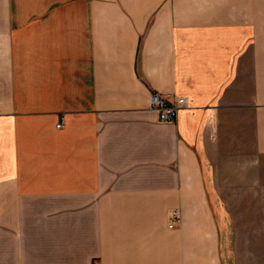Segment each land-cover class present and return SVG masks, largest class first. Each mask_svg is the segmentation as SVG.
<instances>
[{
	"label": "crops",
	"instance_id": "0c3cea01",
	"mask_svg": "<svg viewBox=\"0 0 264 264\" xmlns=\"http://www.w3.org/2000/svg\"><path fill=\"white\" fill-rule=\"evenodd\" d=\"M248 132L264 157V0H0V264H230Z\"/></svg>",
	"mask_w": 264,
	"mask_h": 264
},
{
	"label": "rangeland",
	"instance_id": "374dc122",
	"mask_svg": "<svg viewBox=\"0 0 264 264\" xmlns=\"http://www.w3.org/2000/svg\"><path fill=\"white\" fill-rule=\"evenodd\" d=\"M251 144L248 132L245 157L232 149L223 160L227 173L219 176L231 218L230 264H264V157L258 159Z\"/></svg>",
	"mask_w": 264,
	"mask_h": 264
},
{
	"label": "built area",
	"instance_id": "2783aa9c",
	"mask_svg": "<svg viewBox=\"0 0 264 264\" xmlns=\"http://www.w3.org/2000/svg\"><path fill=\"white\" fill-rule=\"evenodd\" d=\"M187 105L186 97L178 96L173 92L152 91L149 96V106L158 114V120L161 123H168L175 121L177 114L181 108ZM61 122L56 127L61 126ZM169 220L167 226L172 228L176 220L180 218L177 211L169 212Z\"/></svg>",
	"mask_w": 264,
	"mask_h": 264
}]
</instances>
